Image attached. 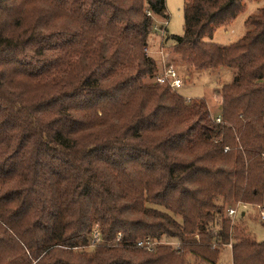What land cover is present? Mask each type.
I'll list each match as a JSON object with an SVG mask.
<instances>
[{"label": "trees", "instance_id": "trees-1", "mask_svg": "<svg viewBox=\"0 0 264 264\" xmlns=\"http://www.w3.org/2000/svg\"><path fill=\"white\" fill-rule=\"evenodd\" d=\"M246 1L185 0L183 36L165 38L196 71L235 72L213 118L150 81L166 0H0V264H217L231 239L233 264H264L227 215L264 203V9L237 43L204 41Z\"/></svg>", "mask_w": 264, "mask_h": 264}, {"label": "rangeland", "instance_id": "rangeland-1", "mask_svg": "<svg viewBox=\"0 0 264 264\" xmlns=\"http://www.w3.org/2000/svg\"><path fill=\"white\" fill-rule=\"evenodd\" d=\"M166 7L169 15L168 21L164 22L160 19L156 21L157 30L151 37L149 47L147 48L149 49V54L147 55L146 50L145 54L155 59L157 63V70L162 69L163 65L167 63V61L170 62L172 66L177 69L176 71L180 74L179 76L184 80L185 85L183 89L179 91V94L184 96L186 99H190V101L191 99L205 100L211 116L216 118L220 115L223 87L230 85L233 82L235 72L228 68L201 72L196 71L189 65L182 63L178 54L175 53L173 47L174 41L168 39L166 42L165 38L166 35L183 36L185 27V0H166ZM263 9L264 0L246 1L243 11L236 17L235 20L226 26H220L217 28L212 38H205L204 41L221 46H230L237 43L249 30V27L246 24L248 18L259 15ZM162 48H165L167 51L162 53ZM152 80L154 81V78L150 81L152 82ZM226 208H228V206H226ZM262 211L264 212V203L262 208H259L257 205L253 206L251 204H241L238 208V215L234 220L236 223H240V227H243L244 223L245 227L260 243L264 242V220L261 219ZM243 214H245V216H243ZM240 220L243 221V223ZM194 238L198 241V244H202L198 233L195 234ZM154 243H156L155 248L160 246L177 250L176 244H178V242L175 240L170 241L167 238H163L162 240L154 241ZM214 245L217 246L216 243H214ZM218 246L220 256L217 264H233L232 239L227 243V245L220 244ZM211 247L214 250L213 246ZM154 249L149 252H153ZM211 257L209 254H206V257H199L191 254L187 250H184L172 264H210L208 263V259H211ZM216 259H218V255Z\"/></svg>", "mask_w": 264, "mask_h": 264}, {"label": "built area", "instance_id": "built-area-1", "mask_svg": "<svg viewBox=\"0 0 264 264\" xmlns=\"http://www.w3.org/2000/svg\"><path fill=\"white\" fill-rule=\"evenodd\" d=\"M167 50L165 48H162V53H165ZM147 55L149 54V49H146ZM162 66V65H161ZM154 81L161 85H168L173 92L179 93L181 89L184 87V80L179 76L176 69L172 65H163V68L158 70L154 77ZM190 101V99H187ZM217 122H221L220 118H217ZM241 204L238 203L235 207L228 208L227 215L232 219L235 220V218L238 215V208ZM262 208V207H259ZM261 219L264 220V212L262 211ZM121 234L118 235V238L116 240V243H118L121 239ZM104 245V240L102 237V233L100 231V228L98 226L94 227V230L91 234V240H90V249H96L98 246ZM156 243L152 241L151 239L147 238L143 241L138 242V246L141 248H145L147 251H151L155 248ZM170 245V244H168ZM176 248L178 250L181 249L180 243L176 244Z\"/></svg>", "mask_w": 264, "mask_h": 264}, {"label": "crops", "instance_id": "crops-1", "mask_svg": "<svg viewBox=\"0 0 264 264\" xmlns=\"http://www.w3.org/2000/svg\"><path fill=\"white\" fill-rule=\"evenodd\" d=\"M166 65H172L170 62L167 61V63H165ZM176 69V68H175ZM177 70V69H176ZM178 72V71H177ZM180 75V74H179ZM182 78V77H181Z\"/></svg>", "mask_w": 264, "mask_h": 264}, {"label": "water", "instance_id": "water-1", "mask_svg": "<svg viewBox=\"0 0 264 264\" xmlns=\"http://www.w3.org/2000/svg\"><path fill=\"white\" fill-rule=\"evenodd\" d=\"M243 216H244V214H243Z\"/></svg>", "mask_w": 264, "mask_h": 264}]
</instances>
